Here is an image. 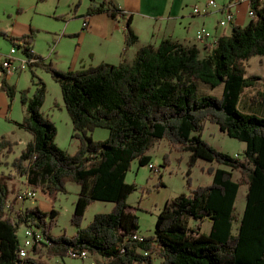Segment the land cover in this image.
Segmentation results:
<instances>
[{
  "label": "trees",
  "instance_id": "trees-1",
  "mask_svg": "<svg viewBox=\"0 0 264 264\" xmlns=\"http://www.w3.org/2000/svg\"><path fill=\"white\" fill-rule=\"evenodd\" d=\"M253 8L256 17L250 24L246 28L235 25L206 57L202 58L197 45L166 39L158 47H142L131 64L126 55L140 40L132 29L133 17L125 15L115 2L103 0L100 6L92 4L87 16L106 13L114 20H126L122 62L79 71L61 72L35 54L37 31L30 29L19 38L1 33L24 54L32 50L37 68L58 82L73 123L72 137L79 144L75 155L57 144L58 127L43 112L46 82L34 73L36 91L33 97L30 90L21 93L27 112L18 124L33 140L13 161L15 176L0 177V264H55L53 260L64 259L70 252L83 251L93 255L97 264H155L157 259L162 264H264V116L238 109L246 90L258 87L261 81L247 75L248 63L264 57V9L259 10L257 3ZM202 84L212 89L223 86L222 96L200 98ZM0 93L12 101L17 96L16 85L3 79ZM259 96L254 95L252 101L258 104ZM209 123L246 144L243 160L216 150L203 139ZM97 129L109 131L107 141H94L92 134ZM164 140L171 152L191 154L189 183L200 161L231 171L209 168L211 186H200L191 195L169 201L159 214L155 235L135 241L133 237L141 234L139 218L128 198L137 187L127 184L126 177L133 162L150 165L149 151ZM15 146L2 137L0 159L9 157ZM234 172L239 173L236 180ZM15 177L26 178L28 187L52 200L66 193L68 183L77 184L81 189L71 219L77 234H52L59 218L56 209L20 208L18 192L14 194L11 188ZM243 186H248L249 193L239 220L237 199ZM95 202L113 203L114 209L97 214L83 227L87 209ZM192 220L198 222L196 227ZM207 220L212 222L209 235L202 232ZM236 222L239 229L234 233ZM28 224L42 230L46 243L23 258L19 233Z\"/></svg>",
  "mask_w": 264,
  "mask_h": 264
},
{
  "label": "rangeland",
  "instance_id": "rangeland-1",
  "mask_svg": "<svg viewBox=\"0 0 264 264\" xmlns=\"http://www.w3.org/2000/svg\"><path fill=\"white\" fill-rule=\"evenodd\" d=\"M189 6H192L191 11L209 0H186ZM103 0H0V54L8 56L10 51L14 48V44L8 39L2 37L1 33H6L11 36L22 37L30 32V29L37 31L34 53L42 57L51 56L55 60L58 53L63 54L66 59L74 58L77 53V35L83 32V19H78V15H85L88 8L93 4L100 6ZM219 6H222L221 0L215 1ZM195 6V7H193ZM202 7V6H199ZM162 7L159 5H152L145 12L158 14ZM215 17L221 21L219 14L213 13ZM247 18V17H246ZM242 18V24H247V19ZM215 20V18H214ZM240 21V20H239ZM231 27L222 29L230 32ZM77 34V35H76ZM59 36L54 45L55 39ZM64 36H67L66 38ZM79 38V37H78ZM198 43V40H196ZM199 44V43H198ZM17 46V45H16ZM84 50L88 51L84 46ZM16 67L20 66V60L25 59L23 50L17 46ZM207 54L203 53L202 58ZM61 57V56H60ZM52 63V62H49ZM57 67V66H56ZM70 65L58 64V69L61 72H67ZM79 71V70H78ZM35 75L44 80L47 86L48 94L43 106L45 116L49 117L57 125L59 131V138L57 139L62 149L75 155L78 151L79 142L73 139L72 129L73 124L68 111L63 102V94L61 87L50 74L37 67L26 69L22 73L13 76L10 81L16 85L17 96L11 101L6 93H0V139L7 137L14 141L16 146L9 157L4 156L0 159V177L2 175L13 174L12 163L19 158L28 143L32 142L33 137L26 131L19 129L18 124H21L26 115V107L21 102V93L30 90L31 97L34 96L36 87L34 86ZM248 76H257L261 78L258 87L249 88L243 95L238 109L244 114H256L259 117L264 116V57H255L248 63ZM6 79V76L0 71V81ZM223 86L212 89L211 86L202 84L199 90L200 98L211 96L220 98L223 94ZM259 96L258 104L252 101L254 95ZM94 141H107L109 138V131L105 129H97L92 134ZM203 139L210 143L216 150L224 152L232 157H239L244 159V152L247 148L246 144L240 140L228 137L217 125L209 123L203 133ZM169 143L164 141L156 143L149 151L151 157L150 165L140 166L139 163L133 162L132 168L129 171L126 182L127 184L135 185L137 191L132 193L128 198V203L133 213L139 218V226L141 234L150 238L155 235L156 223L162 209L166 207L169 201L181 195H191L193 190L200 186H211L213 184V176L208 172V169L219 165L210 164L207 161L198 162L193 169L188 182V162L190 160V153L171 152ZM168 160L166 163V157ZM151 166L160 169L159 174L151 170ZM221 169L231 171V169L220 166ZM235 180L239 178V173L234 172ZM160 176H162L160 180ZM164 184L160 186V182ZM28 187L26 178L15 177L14 182L11 183V188L14 194L18 192L21 195ZM80 187L77 184L68 183L66 193L59 194L55 200H52L42 192L37 191L35 199H22L19 203L22 209H31L40 207L44 212H50L56 209L59 213L57 225L53 228L54 236L66 235L67 237H74L77 234V229L72 226L71 219L74 214L75 204L78 199ZM249 193L248 186L241 188L237 199V216L239 220L242 219L247 205V194ZM113 203L95 202L87 209L85 219L83 220V227H88L94 220L97 214L111 213L114 209ZM198 222L192 220L191 225L196 227ZM239 223L234 224V233H237ZM212 230V222L205 221L202 223V232L208 235ZM26 233V227L23 226L20 230L19 236L23 240ZM55 263V260L52 261ZM80 264V261H74ZM155 264H162L160 260H155Z\"/></svg>",
  "mask_w": 264,
  "mask_h": 264
},
{
  "label": "crops",
  "instance_id": "crops-1",
  "mask_svg": "<svg viewBox=\"0 0 264 264\" xmlns=\"http://www.w3.org/2000/svg\"><path fill=\"white\" fill-rule=\"evenodd\" d=\"M117 4V6L133 17L132 29L140 38L138 45L132 47L126 55V59L129 63H133L135 56L139 50L148 45L158 47L160 43L166 39L181 42L185 45H197L203 53L208 54L209 50L206 44H198L196 41V32L200 28H206L217 38H221L223 35H230L232 28L236 26H242L246 28L250 22L248 13L250 11L249 5H242L238 7L237 22L231 26L230 32L228 30L220 28V22L212 15L199 17L194 15L191 11L192 6H189L186 0H109ZM216 1V0H214ZM220 4H230L232 0H221ZM208 1L199 3L198 6H206ZM159 5L162 7V11L158 14L145 12L152 5ZM195 6H197L195 4ZM193 6V7H195ZM216 13V12H215ZM219 14L222 19L221 13ZM78 19H90V28L88 31H84L80 34H76L77 40V53L74 58L66 59L63 54L58 56L56 53V59L53 56L44 59L48 62H52L57 66L58 64H66V71H78L87 67H96L102 63L119 65L122 62L123 52L126 48V32L127 22L126 20H114L106 13L98 14L96 16L78 15ZM247 19V24H242V18ZM215 18V20H214ZM240 20V21H239ZM84 23V21H83ZM82 23V28H83ZM17 37V36H11ZM65 38L67 36H64ZM18 38V37H17ZM59 38L55 39L54 45ZM84 46L88 51L84 50ZM36 54V53H35ZM61 56V57H60ZM12 84L10 80H8ZM73 124V123H72ZM73 126V125H72ZM74 129V127H73ZM72 129V133H73ZM72 135V134H71ZM59 138V131L58 137ZM58 142V140H57ZM59 145V142L57 143ZM61 148V146L59 145ZM214 167V166H213ZM216 168H221L220 166ZM20 207V204H19Z\"/></svg>",
  "mask_w": 264,
  "mask_h": 264
},
{
  "label": "built area",
  "instance_id": "built-area-1",
  "mask_svg": "<svg viewBox=\"0 0 264 264\" xmlns=\"http://www.w3.org/2000/svg\"><path fill=\"white\" fill-rule=\"evenodd\" d=\"M254 1L255 0H232L230 4L228 3L219 6L214 0H209L206 6H196L194 8L193 13L194 15L199 17L209 16L212 12L221 13L222 19L220 21V28L231 27L237 22V13L239 12V6L249 5V18L256 17V11L253 8L254 3H257L259 10L264 9V0H257L256 2ZM125 15L128 14L125 13ZM90 24V19L85 18L83 23V30L88 31V29L90 28ZM196 40L200 41V43L206 44V47H208L209 52H211L213 42H215L217 38L213 35L212 32H210L206 28H200L196 32ZM53 51L55 50L52 48L50 54H52ZM17 52V46L15 45L8 56H2V54H0V71L6 76L7 80H10L13 76L18 73H22L28 68H31V71H33V68L37 67L36 65L37 63H39L38 60L32 57L34 51L32 52L31 50V52H28L27 54L23 53L25 55V59L20 60V66L16 67L15 55L17 54ZM150 168L156 174H159L161 172L160 169H156L153 166H151ZM36 196L37 193L30 187H27L23 192H21V195H19V202L22 199H35ZM19 202L18 204H20ZM10 206L11 203L8 204V208H10ZM25 227L26 233L24 234V239L22 240V248L20 251V254L23 258L29 257L33 248L38 246L40 243H46L45 237L40 228H36L32 224H28ZM142 236L144 235L139 234L137 236H134L133 239L135 241H141ZM74 261H80V264H97L93 255L87 253V251H83L78 254H73L70 252L68 256H66L64 259H55V264H76L74 263Z\"/></svg>",
  "mask_w": 264,
  "mask_h": 264
},
{
  "label": "bare ground",
  "instance_id": "bare-ground-1",
  "mask_svg": "<svg viewBox=\"0 0 264 264\" xmlns=\"http://www.w3.org/2000/svg\"><path fill=\"white\" fill-rule=\"evenodd\" d=\"M216 42H218V40H215V42H213V45L216 44ZM199 44H204V43H200V41H198Z\"/></svg>",
  "mask_w": 264,
  "mask_h": 264
}]
</instances>
